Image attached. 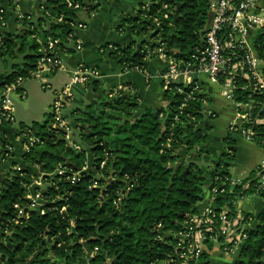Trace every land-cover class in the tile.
<instances>
[{
	"label": "trees",
	"instance_id": "16d2710c",
	"mask_svg": "<svg viewBox=\"0 0 264 264\" xmlns=\"http://www.w3.org/2000/svg\"><path fill=\"white\" fill-rule=\"evenodd\" d=\"M71 1L79 8L68 6L67 0H46L38 17L27 19L26 14L18 31L0 35V55L22 56L21 63L0 71V87L18 76H28L49 36L59 39L60 51L75 50L69 23L75 21L77 10H95L99 0ZM210 1L150 0L144 9L145 3L139 4L133 15L125 14L117 28L122 30L128 23L131 33L150 31L149 36L156 40L133 39L123 45L106 42L100 48L108 44L115 48L101 54L116 60L122 71L125 65L145 70L148 59L141 52L143 45L152 50L163 43L167 54L188 61L204 45L211 20ZM165 12L168 18L162 16ZM69 42L74 45L69 47ZM254 48L259 59H264V26ZM223 54L227 62L219 82L230 78L233 100L243 105L250 102L248 109L238 108L247 115L242 125L251 131V141L264 150V88L247 65L240 64L243 50L225 49ZM97 80L91 82L95 89ZM164 96L166 108H146L136 116L139 95L129 87L108 92L96 108L88 104L70 122L73 141L80 149L58 139L59 134L63 137L62 131L48 130L51 113H47L49 121L19 124V134L29 129L38 140L23 152L25 165L18 170L10 167L0 183V264H212L210 239L204 241L206 248L197 257L184 261L175 254V235L185 229L188 214L204 199L205 187L215 211L224 210L228 216L239 215L242 222H249L246 238L230 264H264V206L256 213L234 207V201L248 193L264 199V185L257 189L258 170L251 171L242 183L230 180L228 160H234L240 134L227 131V149L208 177L198 163L186 159L174 172L177 152L185 141L186 155L204 152L207 135L197 124L205 109V94L197 93L173 126L180 98L168 89ZM167 138L169 146L164 145ZM87 156L89 167L81 170ZM58 166L63 168L62 174L56 172ZM75 172L78 174L71 180L69 176ZM41 175L46 179L41 189L43 202L35 211H27L26 222L17 217L15 204L25 205L32 181ZM214 187L217 192L211 194ZM217 239L223 241V237Z\"/></svg>",
	"mask_w": 264,
	"mask_h": 264
},
{
	"label": "built area",
	"instance_id": "2783aa9c",
	"mask_svg": "<svg viewBox=\"0 0 264 264\" xmlns=\"http://www.w3.org/2000/svg\"><path fill=\"white\" fill-rule=\"evenodd\" d=\"M68 6L79 8L77 3L67 0ZM44 5H40V10ZM146 4L142 6L144 9ZM166 8V5H164ZM211 12V20L207 30L204 33L203 47L196 48L191 55L190 60H182L173 57L166 53V48L163 43L157 45L154 49L150 50L145 43L141 52L145 53L144 59L150 58L151 55H158L167 60L165 71L162 73L163 88L175 92L179 96V104L177 106V113L172 117L171 125L173 126L179 121L178 115L182 113L183 109L192 100L196 99V94L201 93V85L197 77L204 74L211 82L220 83L219 78L222 70L224 69L227 59L223 52L225 49L229 50H243L242 62L240 64L247 65L248 70L254 74L255 64L257 57L247 44V37L250 32L256 28L264 26V15H259L255 6L254 0H211L209 3ZM164 18H168V13H163ZM24 15L21 16V19ZM26 18L29 19L30 15L27 14ZM62 17L57 18L60 21ZM158 26L157 18H154ZM5 24V10L0 7V26ZM72 28L82 29L85 28V23L81 21L70 22ZM72 34L69 35L71 37ZM59 39L48 37L45 44L39 49L41 56L36 62V67L30 70L27 77L18 76L14 82L7 83L2 87V96L0 99V123L14 122V105L11 99L12 94L20 97L24 96L23 84L28 78H36L46 74H53L56 70L61 68V60L59 58ZM75 48L80 49V44L75 43ZM115 47L108 44L106 48H99V52L103 53L105 49L113 50ZM145 72L144 69L138 66L132 67ZM236 69V64L233 65V72ZM128 70L125 65L124 71ZM255 75V74H254ZM101 77L99 70L92 66H87L84 63H78L73 69L72 74L63 85L53 91V100L50 105L51 121L48 130H60L63 133V138L67 144L75 149H80L79 144L73 141V128L70 122L64 118V110L66 106L73 100L72 89L77 85H87ZM259 82V81H258ZM227 88L223 89V95L232 100L237 112L240 116H244L247 120V115L238 111V108L243 109V104L235 102L232 95V81L230 78L225 82ZM43 88L50 89L51 86L47 83L42 85ZM162 116V115H161ZM228 130L240 134L247 140H251V131L243 125L236 126L231 123ZM21 134L25 137L26 142L24 149L29 150L38 138L35 137L31 130L27 129L22 131ZM170 138H167L164 145L169 146ZM10 146L4 135L0 134V162H4L9 156ZM88 162L86 161L81 170L87 168ZM104 165V161L100 163V167ZM13 169H20V166H13ZM259 171L260 181L258 187L264 185V161L256 168ZM58 174L64 172L61 166L56 169ZM78 172L73 173L69 178L74 180ZM45 178L41 175L38 179L33 180L31 186L37 185L39 190H34L32 193L26 195L27 202L24 204H15L17 208V217L28 216L26 208H39L41 206L42 194L41 189L44 188ZM232 183H242L243 178H230ZM95 186V185H94ZM217 192L216 187L211 189V194ZM210 193L208 192L209 199ZM209 201V200H208ZM196 208L194 212L188 214V219L184 223L185 229L175 235L177 239L175 254L181 256L186 261L191 256L197 255L204 250L207 239L213 240L217 237H223L220 242L221 250L226 254L238 253L242 246L246 233L245 229L248 226L247 222H242L241 216H228L225 211H215L211 202L207 204L201 211ZM180 251V253H178Z\"/></svg>",
	"mask_w": 264,
	"mask_h": 264
},
{
	"label": "crops",
	"instance_id": "0c3cea01",
	"mask_svg": "<svg viewBox=\"0 0 264 264\" xmlns=\"http://www.w3.org/2000/svg\"><path fill=\"white\" fill-rule=\"evenodd\" d=\"M257 12L259 15H264V0H254ZM150 0H127L126 6L121 5V9L119 10L120 15L126 14H134L137 10L139 4H148ZM46 3V0H0V7L5 10V24L0 27V35L9 32L13 33L18 31L22 27V19L21 16L29 14L32 19L38 17L41 13L40 5ZM91 19L88 22V18ZM97 17V12L95 10H86L85 8L79 9L76 11V18L74 22L81 21L85 23V28L78 29L72 28V36L74 37V41L80 44V49H76L72 52L68 51H60L59 58L61 60V68L56 70L53 74H57L59 72L66 73L67 80L73 72V69L78 63H84L87 66L95 67L99 70L101 77L97 80L96 89L93 84L87 85H77L72 89L73 100L66 106L64 110V118L72 123V117L81 111L84 106L88 104H92L95 102V98L100 96L101 92L107 93L110 91H115L116 89H127L128 87L136 91L139 95V106L135 112V115L140 114L146 108L153 109H164L168 104V99L164 96V88L162 83V73L165 71L167 60L161 56L155 55L153 57L148 58V64L145 69V72L138 69H128L126 71H122L119 65H116L115 62L110 61L105 55L103 58L99 57V48L106 42H115L117 44L123 45L128 43L130 40H133L130 34H120L123 30H118V36L113 33H109L111 38L117 40L114 41H105L99 40V37L94 39V34L90 37V32L87 31L89 26L93 24ZM263 27L256 28L250 32L247 37V44L253 51L254 55L257 57V62L254 68V74L258 79L260 85L264 88V59H259L258 54L254 48L255 41L257 36L262 32ZM92 31V30H91ZM94 33V32H93ZM73 42H69L68 46H73ZM103 55V54H102ZM16 59V63H21L22 56L18 55ZM111 62V63H110ZM50 74H46L44 76H49ZM200 82L202 93L205 94L203 104L205 105V109L203 111V116L197 124V127L203 129L204 133L207 135V139L204 143V152L202 156H198L196 153L189 152L186 155V160L195 161L198 163L199 161H204V176L208 177L209 173L213 170L218 158L219 154L223 152L224 137L228 131L229 124L233 123L236 126H240L243 124L245 118L244 116H240L237 112L235 105L232 100L226 98L223 95V89L227 88L226 84L211 82L204 74H200L197 77ZM44 80V79H43ZM66 80V81H67ZM26 81V80H25ZM65 81V82H66ZM44 83H47L51 86L49 91L53 93L55 89L60 88L52 85L49 79H45ZM40 83V87L44 84ZM24 96L19 97L20 99H25L28 96V91H30L28 83L23 84ZM138 88V91L137 89ZM2 96V87H0V99ZM159 96L162 99H159ZM53 100V99H52ZM52 102V101H51ZM51 105V103H50ZM250 107V102L243 105V109H248ZM47 114V113H46ZM14 115V114H13ZM15 121V118H14ZM23 123L19 121V124ZM11 123H0V134L4 135L9 146V156L8 158L14 154L16 150V144H19L22 147L21 156L24 149V144L26 142L25 137L22 134H19V127L16 128L17 132L11 128ZM30 124V123H23ZM208 128V129H207ZM17 135L18 139H12V134ZM88 155V154H87ZM202 158V159H201ZM7 160V159H6ZM5 160V161H6ZM89 157L87 156V162ZM264 160V150L257 145L255 142L251 140H247L242 136H238L235 144V156L234 160L231 163L233 170L228 169L231 177L236 178H245L251 171L255 170L260 162ZM4 161V162H5ZM3 162H0L2 164ZM89 167V163L87 168ZM8 171L5 173V177ZM51 175V174H50ZM4 177V178H5ZM3 179V178H2ZM1 179V180H2ZM0 180V181H1ZM32 189H34L33 185L29 187V193H32ZM205 190L206 187H205ZM204 190V194H205ZM208 192V191H207ZM208 194V193H207ZM251 196V195H250ZM249 198V200H248ZM239 198L234 201V207L238 211L256 213L263 206L264 202L261 199L250 200V197ZM206 199H203L200 202L196 203V207L203 205V202ZM233 256V258L236 257Z\"/></svg>",
	"mask_w": 264,
	"mask_h": 264
},
{
	"label": "rangeland",
	"instance_id": "374dc122",
	"mask_svg": "<svg viewBox=\"0 0 264 264\" xmlns=\"http://www.w3.org/2000/svg\"><path fill=\"white\" fill-rule=\"evenodd\" d=\"M126 1L127 0H99V5L96 8L97 17H96L95 21H93V23H91V24H93V26L90 25L89 29L87 30L91 34L90 37H92L94 34V37H93L94 39L99 37V40L104 39L105 41L106 40L111 41L113 39L114 41H116L117 38L116 39L111 38V36L109 35L110 32L115 34L116 36H118L119 33L120 34H125V33L130 34L128 23H126L122 27L123 30L119 33H118V28H117L118 25L120 24L122 18L125 16V14L127 12H130V11H125L124 15L119 14L120 17H118V13H119V10L121 9V5L123 4L126 6L127 5ZM90 20L91 19L88 18V22ZM149 35H150V31L145 33V34H140V35H135V34L131 33V37L136 41H142L144 39L149 40V41L156 40V39H151V37ZM30 41H31V39L29 37H27V42H30ZM99 57L103 58L104 54L103 55L99 54ZM17 58H18L17 56L14 57V56H9V55H0V71L1 72L9 71L11 64L16 63ZM110 61L115 62L116 65H119L116 62V60H110ZM47 78L52 83V85H54V86L58 85L57 87L62 85L67 80L66 79L67 78L66 73H64V72H59L57 74H50L48 77L47 76H39L36 78H28L25 81V84L28 83L29 88H30V91H28L27 98L20 99L19 97L16 96L15 93L11 95V99H12L13 105H14L13 114H14L15 121L12 122L10 124V126L15 131L17 130L16 128L19 127V121L23 122V123H32L33 121L42 123L46 119H47V121H49L48 120L49 118H47L46 113L51 112L50 103L53 99V93L51 91H49L48 88H46V90H44L40 87V83L41 82L44 83L45 79H47ZM136 89L138 91V88H136ZM107 96H108L107 90H106V92H101L100 96L95 98V102L92 103V107L96 108L100 101H104L107 99ZM159 99L161 100L162 97L159 96ZM82 108L84 109V106ZM80 115H81V112L79 111L78 113H76L72 117V119H74L75 117H78ZM16 132H14V134H12V136H11V138L13 140L18 139L17 135L15 134ZM15 147H16V150H15L14 154L11 155L9 158H7V160L5 162L0 164V180L3 178L0 181V183L4 180L5 173H6V171H8V169L10 167H12L13 165L22 167L23 165H25V161L23 160L22 156L20 155L21 151H22V147L19 144H16ZM226 149L227 148L225 145V147L223 148V151H225ZM202 154H201V156H202ZM220 157H221V154H219V158ZM228 161L230 162V166L228 167V169L233 170V168L231 166L232 161H230V160H228ZM262 162H260L259 164H261ZM198 165L203 169L204 161L203 160L199 161ZM232 178L236 179V177H232ZM244 197H246V198L250 197L251 198L250 200H252V198H253V200L261 199L264 202V199L262 197H259L257 194L248 193ZM207 198H206V200H204L203 205H200L197 207L198 209L202 210L207 204H209V201L210 202L212 201L211 198H209V201L207 200ZM202 200H200V201H202ZM248 200H249V198H248ZM247 224L249 225V222H247ZM212 242H213L212 249L209 251L211 254L210 258H211L212 264H230L231 258L233 256H235V254H237V253H235V254L224 253L220 249L221 243L218 241L217 238L213 239ZM204 248H206V246H204Z\"/></svg>",
	"mask_w": 264,
	"mask_h": 264
},
{
	"label": "water",
	"instance_id": "95a60500",
	"mask_svg": "<svg viewBox=\"0 0 264 264\" xmlns=\"http://www.w3.org/2000/svg\"><path fill=\"white\" fill-rule=\"evenodd\" d=\"M177 13H178V10L176 9L175 10V16H174V18H173V23L175 22V19H176V15H177ZM202 41H203V39H202ZM58 139H63V137H62V135L61 134H59L58 136ZM186 143H187V141H185L183 144H182V146H181V148L178 150V152H177V155H178V159H177V161L175 162V164L173 165L174 167H175V169H174V172L178 169V167L185 161V159H186ZM39 172H42V167L40 166V168H39ZM34 188H37V185H35L34 184V186H33ZM35 189H32V192L34 191ZM208 192H207V190H205V194H204V199H206L207 197H208V194H207ZM26 211H35V209L34 208H26ZM24 218H25V220H26V222H27V219H28V216H24Z\"/></svg>",
	"mask_w": 264,
	"mask_h": 264
}]
</instances>
